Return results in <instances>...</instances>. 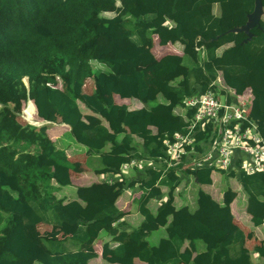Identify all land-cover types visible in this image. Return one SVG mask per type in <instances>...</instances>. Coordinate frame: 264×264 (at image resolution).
<instances>
[{
  "label": "trees",
  "instance_id": "obj_1",
  "mask_svg": "<svg viewBox=\"0 0 264 264\" xmlns=\"http://www.w3.org/2000/svg\"><path fill=\"white\" fill-rule=\"evenodd\" d=\"M254 10L255 0H0V264H95L97 259L254 264V255L264 260V246L249 248V230L236 224L227 202L200 189L195 209L176 206L182 177L174 167L134 168L135 181L81 185L73 199L59 196L60 187L72 185L77 168L51 135L58 129L56 116L85 147L87 167L97 175L121 172L132 157L165 159V141L190 128L194 112L184 110L185 100L208 90L224 94L221 79L238 96L250 94L251 118L264 137V18L249 34L226 33L246 26ZM176 41L180 53L158 58V48ZM128 45L149 49L128 57L123 51ZM125 90L131 100L157 96L156 103L132 109L119 101ZM32 107L51 124L38 129L26 124L22 111L32 119L37 116ZM178 108L185 114L177 116ZM205 128L196 136L198 144L208 139L213 124ZM213 171L186 173L198 185H211ZM239 180L250 223L260 228L264 173L242 171ZM137 181L142 191L133 201L143 220L128 231L116 202ZM159 187L169 193L155 214L150 206L162 196ZM40 225L67 236L40 235ZM163 227L165 236L152 245L150 234ZM103 233L109 240L101 239Z\"/></svg>",
  "mask_w": 264,
  "mask_h": 264
},
{
  "label": "built area",
  "instance_id": "obj_2",
  "mask_svg": "<svg viewBox=\"0 0 264 264\" xmlns=\"http://www.w3.org/2000/svg\"><path fill=\"white\" fill-rule=\"evenodd\" d=\"M218 83L223 84L221 80ZM221 86L225 101H221L212 90L198 92L185 100L184 110L194 112L190 128L187 133H176L165 141V159L132 157L117 175L127 174L134 168L167 166L176 168L181 177L188 171L205 167L230 171L238 162L241 164L235 166L238 170L264 173V137L257 132L259 122L251 118L244 101L245 94L238 96L225 85ZM207 124H213V131L197 148L196 136L206 131Z\"/></svg>",
  "mask_w": 264,
  "mask_h": 264
},
{
  "label": "crops",
  "instance_id": "obj_3",
  "mask_svg": "<svg viewBox=\"0 0 264 264\" xmlns=\"http://www.w3.org/2000/svg\"><path fill=\"white\" fill-rule=\"evenodd\" d=\"M263 18H264V16H263ZM148 49H149L148 47H136L134 45H128L127 47L123 48V51L126 53V56L133 57V56H137L138 54H140L142 52L148 51ZM181 50H182V45H181L180 42H177V41L176 42H171L170 45L167 48H158V50H157L158 54L157 55H158V58H161V56L165 55V53H169V52H179L180 53ZM182 73L183 72L176 73L175 75H176L177 78H180ZM221 85H224V84H221ZM119 97H120L119 98L120 102L130 103L132 109H141V108H143L145 106H148V105L156 103V100H157V96H156V99L154 101L150 100L148 102H142V103L141 102H137V101H134V100L130 99L129 92L127 90H125L124 95L119 96ZM243 97H244V101H246V103H247L248 111L251 114V112L253 111L252 109H253L254 100L252 99V97L250 96L249 93H245V95ZM185 111H183V110L178 108V109H176V115L177 116L184 115ZM64 127H65L64 124H63L62 127H57L58 129L55 132L62 131L63 135H65L64 134L65 133V131H64L65 128ZM137 139H139V138L135 137V142L139 146H142V140L139 139L141 141V143H138ZM203 142H205V141H202L199 144L197 143L196 147L200 148L201 144ZM83 154L88 159L87 150L86 149H85V152ZM83 154H79V152H74V164H75L77 170L80 171V175H79L80 177L83 175V172H84L83 171L84 167L82 166V163H81V159H82V157H84ZM144 157H146V156H144ZM239 163L240 162L235 163L234 166H233L234 168L232 170H230V171H225L224 170L226 172V174H224V172H222L219 169L213 168L214 171L211 174V179L213 181L212 184L211 185H200L201 186L200 189H203L207 193L211 194L212 197L214 199H216L217 201L224 202V203L227 202L229 205H231V208L233 210V214L235 216L236 224H238L242 228H248V226L251 225L250 216L248 215L249 216V220H244L243 216L240 213L235 214V211L233 209V206H235L237 200L241 197V192H242V186L240 184L239 174L242 171H244V170H238V169L235 168V166L236 167H240L241 164L239 165ZM86 165H87V162H86ZM209 168H211V167H209ZM85 171L87 172L88 170H85ZM232 171H235V174H232L233 177H230L231 175H228V174H230V172H232ZM132 172H134V174H132ZM217 173H222V174H218L217 175ZM246 173L247 174H251V173H248V172H246ZM77 174H79V173H77ZM135 174H136V170L135 169H131L130 173H127V174L122 173V174H119V175H117V174L115 175L114 173H111L112 177L109 178L108 181L107 180L104 181V179H102V180H99V183H97L98 182V180H97L95 184H101L100 181H103L104 183H107V184H110V185L117 184V183H122V182H124V180H128V182L131 180L130 182H132V181H135V180H133L134 178H136ZM182 175L185 176L186 179H185V182L182 185V182H183V178H182V180L180 182V185H179V187H178V189H177V191L175 193V198H176L175 204H176L177 207L190 206V205H192V202H194V200H195L194 198L192 199L191 196L189 195L191 189H193V188H194V190L196 189V187L194 185H192V180L191 179L193 178V180H194L193 175H190V174L187 175V173L182 174ZM223 176H225V178H223ZM74 177H75V175H74ZM74 177H73V180L75 181L76 178H74ZM224 180H227V182H225ZM110 181H112V182H110ZM194 182H195V180H194ZM79 184H83V181H82V183H79ZM134 186L135 187L127 186V188L124 189V191H123V192L126 191L127 194L121 195L120 198L118 199V201L116 202L119 205V207L121 208L122 212L124 213L120 222H124L126 224V227H124V230H128V231H131L135 227H138L140 225V223L142 222V220H143L141 215H139L138 213L135 212L136 207H135L134 201H133L135 198H138L140 196L141 191H142L141 190L142 185H141V183L139 181H137V182H135ZM207 187H209V190L206 189ZM160 190H161V194H162V197H163V196H165V190H169V189L168 188H160ZM198 191H197V193H198ZM197 193H196V195H197ZM167 198H165V197L162 198V199L156 198L152 202V204L150 206L152 212L156 214L157 213V209L159 208L161 203L166 201ZM245 198H247V195L245 196ZM179 199H182L181 201H183V204H181L180 206H178L179 205L178 204ZM191 200H192V202H190ZM196 201H197V197H196ZM246 208H247V206L245 207V210H246ZM38 227H40V228L42 227V230H40V228L38 230V231H42L40 235L46 234L47 236H49L51 238H57V239H60V240L66 238V236H67L66 234H61L59 236L52 237L50 234H48V231L47 232L44 231L47 226L40 225ZM262 227L264 228V225ZM53 229H55L57 231L61 230L60 228H53ZM159 230H165V229L163 227V228L158 229L157 231H159ZM157 231H155V232H157ZM155 232H153V233H155ZM153 233L150 234V237L152 236ZM249 233H250V236H249V238L247 240V245L249 246V248L251 250H255V248H257V246H264V229H261V227L260 228H256V230L249 229ZM101 237H102L101 238L102 240H109L108 235L107 236L105 235L103 237V234H102ZM101 245L102 244H99L98 250L101 249ZM187 249L190 250L189 246H186L184 248V251L188 252ZM198 250L200 252L203 251V247L199 246ZM36 264H38V263H36ZM95 264H103V262H101V259H97L95 261ZM182 264H186V263H182ZM254 264H264V260L260 259L256 255H254Z\"/></svg>",
  "mask_w": 264,
  "mask_h": 264
},
{
  "label": "rangeland",
  "instance_id": "obj_4",
  "mask_svg": "<svg viewBox=\"0 0 264 264\" xmlns=\"http://www.w3.org/2000/svg\"><path fill=\"white\" fill-rule=\"evenodd\" d=\"M218 11H219V9H218V7H216L214 9V12L218 13ZM24 82L27 83V79H25ZM216 95L221 101H225L224 95H222V94H216ZM32 111H33V116L37 115L36 109L34 107H32ZM21 117H22V120H25L24 122L26 124L33 125L36 129L40 128L41 126H43L45 124H51L50 120H45V119L41 118L39 114L37 116L33 117L32 119H30L29 116L26 114L25 110L22 111ZM53 124L55 127H62L63 126V124L61 123V120L58 119V117H56V116L54 117ZM66 131H65V133H66ZM51 135L57 141L58 146L64 144V146H65L64 148L67 149V153L71 156L70 159L73 163H74V152H79V154H83L85 152V147L78 144L76 141H74L73 137L69 134V132L66 133L65 136L63 135L62 131H57L55 133H52ZM138 140L139 139H137V142L141 143V141L140 140L138 141ZM86 160H87V158L84 155V157H82V159H81L82 166L84 167L83 175L80 177L79 176L80 171H78L77 169L75 170V172L73 171L72 175H73V177L75 175L74 178H76V180L75 181L73 180V183L71 186L60 187V190H58V192H56L59 196L60 195L63 197L68 196L69 198L73 199L76 196V190H77L78 186H80V185H93L96 183L97 180H98L97 183H99V180L104 179V181L105 180L108 181V179L112 177L111 174L97 175L93 171L92 167H87V165L90 166V164L88 163L86 165ZM91 162H92L93 167H98L99 163L96 159L92 158ZM85 170H88V171L86 172ZM77 173H79V174H77ZM132 174H134V172H132ZM218 174H222V173H217V175ZM181 177L183 178V182H182V185H183L186 178H185V176H181ZM223 178H225V176H223ZM191 180H192V185H194L196 187L195 190H194V188L191 189L190 193H189L191 198L195 199L194 202H192V200L190 201V202H192V205H190V206L192 207V210H193V208L195 209L197 207L196 206L197 205L196 204L197 203L196 193L201 188V186L198 185L196 182H194L193 178ZM82 181H83V184H79V183H82ZM224 181L227 182V180H224ZM100 182H101V184L104 183L103 181H100ZM126 182H127V180H126ZM206 189L209 190V187H207ZM168 192H169V190H165V196H163V197L161 196L158 199H162L164 197L167 198ZM243 192L244 191L242 190L241 197L237 200L236 204L234 203L235 206H233V209L235 211V214L240 213L243 216L244 220H249V216L245 210V207L247 206V198H245L246 195H245V192L244 193ZM124 194H127V192L125 191L122 193V195H124ZM181 200L182 199H179V201H178L179 205L178 206L183 204V201H181ZM39 228L40 227H38V230H39ZM249 229L256 230V228L253 227L252 225L248 226V230ZM261 229H264V228L261 227ZM40 230H42V227L40 228ZM44 231L45 232L48 231V234H50L52 237H56V236H59L61 234H64V232L62 230L57 231V230L53 229L52 227H48V226L46 227V229ZM38 232L41 234L42 231H38ZM105 235L107 236V234L103 233V237ZM164 236H165V230H159V231L153 233L152 236L149 237L148 240L152 245H154L155 243H158V241ZM202 244H203L202 242H199V246L203 247ZM38 264H40V263H38Z\"/></svg>",
  "mask_w": 264,
  "mask_h": 264
},
{
  "label": "water",
  "instance_id": "obj_5",
  "mask_svg": "<svg viewBox=\"0 0 264 264\" xmlns=\"http://www.w3.org/2000/svg\"><path fill=\"white\" fill-rule=\"evenodd\" d=\"M264 16V9L262 6V0H255V10L254 12L251 14L250 16V22L242 27V28H236V29H232L229 30L226 33H230V32H234V33H238V32H245L247 34L250 33V30L254 27H257L260 25L261 19ZM199 39H201V37H199ZM214 40H218V37H216L215 39H211L210 42L214 41Z\"/></svg>",
  "mask_w": 264,
  "mask_h": 264
}]
</instances>
